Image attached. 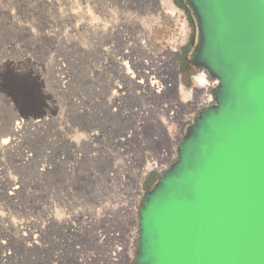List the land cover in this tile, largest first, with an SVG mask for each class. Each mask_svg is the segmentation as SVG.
Segmentation results:
<instances>
[{
	"label": "rangeland",
	"instance_id": "rangeland-1",
	"mask_svg": "<svg viewBox=\"0 0 264 264\" xmlns=\"http://www.w3.org/2000/svg\"><path fill=\"white\" fill-rule=\"evenodd\" d=\"M171 1L177 10L163 16L164 0H0V264H135V182L122 172L141 165L149 190L171 164L156 165L155 148L167 142L157 113L147 114L151 123L130 111L148 100L122 98L114 86L131 92L129 76L146 84L144 73L156 71L148 39L159 55L177 53L179 79L194 93L197 25L185 0ZM20 120L46 121L11 142Z\"/></svg>",
	"mask_w": 264,
	"mask_h": 264
},
{
	"label": "water",
	"instance_id": "water-1",
	"mask_svg": "<svg viewBox=\"0 0 264 264\" xmlns=\"http://www.w3.org/2000/svg\"><path fill=\"white\" fill-rule=\"evenodd\" d=\"M185 2L214 103L145 191L135 264H264V0Z\"/></svg>",
	"mask_w": 264,
	"mask_h": 264
},
{
	"label": "bare ground",
	"instance_id": "bare-ground-1",
	"mask_svg": "<svg viewBox=\"0 0 264 264\" xmlns=\"http://www.w3.org/2000/svg\"><path fill=\"white\" fill-rule=\"evenodd\" d=\"M164 5H165V7L163 6L164 9L162 8L163 10L160 8L162 10V12H160L159 15L166 16L165 14L174 13L177 10L175 8V6H173L171 0H164ZM147 32L150 33V30L147 29ZM146 46H148L149 49L148 48L147 49L159 61V63H157L155 65L156 66V71L155 72L153 70H151L150 67L148 66L151 71L149 73H147V72L144 73L145 78H146V80H145L146 84L143 83V80L140 78V76H139V81H138L137 79H134L133 75H131V76H129V79H131L137 85L136 90H133V91L131 90V92H129V91H127L128 89L121 88L118 85L117 86L115 85L114 87L117 89V92H119L120 97H122V98H127V97L130 96L131 99L132 98L138 99L139 97H142V98H146L148 100V102L144 101V103L146 102L144 104V105H146L145 106L146 108H143V109L142 108L141 109L138 108V110L135 109V108H131V109L129 108L130 111L135 114V116L136 115L138 117L140 116V119H138V122L139 121L141 122V120H145V121L146 120H148V121L150 120L151 121V116L148 117V115H147L148 113L149 114L150 113L151 114L152 113H155V114L157 113V115L160 117V119L157 120V121H159L158 124L160 125L161 129L164 130L165 137H166V138L165 137L164 138L166 139L167 142L163 143L161 146H157V148H155L154 154H155L156 165L160 168V170H162L161 167L163 165L166 168L168 165H170V164L172 165L177 159V148H178V144L180 142V139L182 137V136L179 135L180 134L179 133V127L183 124V120L185 118H191V122H192L193 119L197 116V114L201 110H203L207 106L212 105L214 103V97H213L212 91H211V94H209V92H208V88L210 86V82H208V80H207V75L208 74L205 71H202V72H200V73H198L197 75L194 76L193 80H194V84H195L196 87H195V91L193 93L194 89L189 90V88H186L182 84L181 80L179 79V73H180L178 71L179 62H178V59L175 56L177 53H174V51L169 50L165 55H163V56L159 55L158 54V49L156 48V46L153 45V43H151L148 39H146ZM178 56H179V54H178ZM143 62L146 64L148 61H143ZM149 63H151V62H149ZM152 66H154V64ZM158 73L160 74L161 77L157 75ZM152 74H156L157 77L151 76ZM156 78L161 80V81H158ZM169 78H173V80L171 81ZM214 81L215 82L212 85L213 88L217 84V81L216 80H214ZM171 83L173 85H171ZM175 87L178 90V92H176V93H179V95L177 94L175 96V95L171 94L172 98H170V99L165 98L166 97L165 94L167 92H171L173 90V88H175ZM213 88H212V90H213ZM137 89H140L141 93H138ZM123 91H127L128 93L124 94ZM115 94H116V92H113L114 96H115ZM117 96H119V95L116 94V100L115 101L119 100V97L117 99ZM179 96L183 97V100H186V103H183V102L181 103V100H180ZM149 100L150 101H154L152 103H153V105L155 107L149 106V104H151V102ZM115 106L118 107L119 105L116 103ZM201 106H202V108L200 109V111L197 112L198 108L201 107ZM111 112L114 113L115 111L112 110ZM122 112H123V110H122ZM126 113H128V112H126ZM195 114H196V116L194 117ZM124 115L128 117V115H126L125 113H124ZM164 115H165V117L167 116V122L166 123L164 121V119H165V117H163ZM137 116H136V118H137ZM147 118H150V119H147ZM45 121L46 120H43V122H45ZM43 122L42 121L32 122V121H29V120H27V121L26 120H20V122H17L11 129V133L10 134H12L11 136H13V137H11L10 141L11 142H15V138L14 137L17 138V136H19L20 133H22V129H24L26 126L29 125V127H31V126L38 127V126H40V124L42 125ZM138 122H136V128H134V132L138 131V128L140 126V124ZM152 122L153 121H151V123ZM173 127H175L174 130H173ZM134 132H128L127 135L126 136L124 135V136L127 137V140H128V138H130V136L133 137V133ZM160 135H161V133L157 134L154 137V141H156L157 143L160 142L159 141ZM89 136L97 137L98 135H97L96 132L95 133L93 132V134L89 135ZM117 142L118 143H122V140H118ZM127 157H129V156H127ZM174 158H175V160H174V162H172ZM144 162L147 163V168L153 167L150 164L149 160L144 158ZM140 166L141 165H138L136 167L134 166L135 169L133 171H130V174H127L126 170H124L125 172H122V173H123V181L124 182L130 176H131L130 179L133 178V182H135V192H136L135 196L137 198L139 196H143V199H144V195H145V191H146L142 187V182H143V178H142V174L143 173H142V171L144 169H143L142 166L141 167ZM144 168L146 169V167H144ZM136 169H138V170H136ZM167 169H165L164 171H166ZM164 171H160L159 173H162ZM136 197L133 196L131 198L132 200L130 199L131 202H132V205H131L132 209H130V213L133 215V217L131 218L130 222H131V226L135 225V228H137L136 229L137 230V234H134V233L131 234L129 232L130 231L129 230L128 231L129 236H130V240H128L129 242H131L132 241L131 239H133V238H135L136 240L138 238V211H139V209H138V211H136V206L138 204V199H136ZM143 199H142V201H143ZM140 206H141V204H140ZM135 213L137 214V217L134 216ZM116 252L118 253L117 254L118 256H115L113 254V255H111V256H113V258L114 257H119L120 251L118 249H116ZM135 256H136V252H135ZM112 261L118 262L117 260H112Z\"/></svg>",
	"mask_w": 264,
	"mask_h": 264
},
{
	"label": "trees",
	"instance_id": "trees-1",
	"mask_svg": "<svg viewBox=\"0 0 264 264\" xmlns=\"http://www.w3.org/2000/svg\"><path fill=\"white\" fill-rule=\"evenodd\" d=\"M191 47V43L188 45L187 50Z\"/></svg>",
	"mask_w": 264,
	"mask_h": 264
}]
</instances>
